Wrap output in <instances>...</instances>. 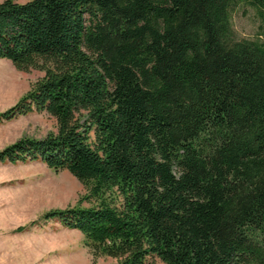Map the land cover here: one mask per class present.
<instances>
[{
  "label": "trees",
  "instance_id": "16d2710c",
  "mask_svg": "<svg viewBox=\"0 0 264 264\" xmlns=\"http://www.w3.org/2000/svg\"><path fill=\"white\" fill-rule=\"evenodd\" d=\"M231 2L0 1V58L44 70L0 122L57 123L0 162L67 169L90 201L17 229L57 220L116 264H264V43Z\"/></svg>",
  "mask_w": 264,
  "mask_h": 264
},
{
  "label": "rangeland",
  "instance_id": "374dc122",
  "mask_svg": "<svg viewBox=\"0 0 264 264\" xmlns=\"http://www.w3.org/2000/svg\"><path fill=\"white\" fill-rule=\"evenodd\" d=\"M229 17L236 38L264 43L260 5L232 0ZM43 74L41 68L19 69L0 58V110L12 105ZM56 131V119L47 112L19 115L0 122V148L23 135L42 137ZM86 193L85 184L67 169H54L39 160L0 162V264H116L117 257L95 255L80 230L57 220L17 229L48 209L77 202L88 205ZM152 259L154 264H163L158 257Z\"/></svg>",
  "mask_w": 264,
  "mask_h": 264
}]
</instances>
